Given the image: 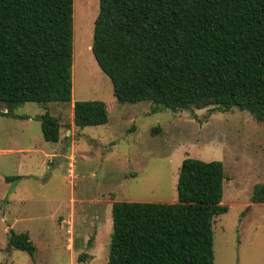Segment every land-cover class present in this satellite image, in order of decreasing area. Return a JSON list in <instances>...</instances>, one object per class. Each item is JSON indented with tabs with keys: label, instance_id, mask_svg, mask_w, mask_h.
<instances>
[{
	"label": "trees",
	"instance_id": "1",
	"mask_svg": "<svg viewBox=\"0 0 264 264\" xmlns=\"http://www.w3.org/2000/svg\"><path fill=\"white\" fill-rule=\"evenodd\" d=\"M92 50L120 102L151 100L153 112L238 107L264 121V0H100ZM73 64L74 0H0V102L9 107L0 114L25 118L11 109L40 103L44 138L58 143L50 103L72 101ZM73 108L78 127L109 121L105 100ZM226 178L222 160L188 156L178 202L113 201L108 264H214L215 217L229 210ZM252 200L264 203V182ZM8 238L34 258L29 231L12 228Z\"/></svg>",
	"mask_w": 264,
	"mask_h": 264
},
{
	"label": "rangeland",
	"instance_id": "2",
	"mask_svg": "<svg viewBox=\"0 0 264 264\" xmlns=\"http://www.w3.org/2000/svg\"><path fill=\"white\" fill-rule=\"evenodd\" d=\"M99 11L100 0H74L73 99L50 103L61 141L44 138L40 103L11 109L25 118L0 114V264H108L113 201L178 202L188 156L225 164L229 210L215 217L214 264H264V203L252 200L264 182V121L238 107L153 112L151 100L120 102L92 50ZM82 99L105 100L109 121L76 126L73 102ZM24 170L35 175L6 179ZM12 228L30 232L34 258L11 249Z\"/></svg>",
	"mask_w": 264,
	"mask_h": 264
},
{
	"label": "crops",
	"instance_id": "3",
	"mask_svg": "<svg viewBox=\"0 0 264 264\" xmlns=\"http://www.w3.org/2000/svg\"><path fill=\"white\" fill-rule=\"evenodd\" d=\"M73 105H74V102H73ZM69 131V130H68ZM70 131H71V129H70ZM69 131V132H70ZM61 141V140H60ZM59 141V142H60ZM46 155L47 156H52V155H57L56 153H46ZM18 175H21V176H23L22 178H21V180L22 179H24L25 177H27V176H30V175H35V172H27V171H25L24 170V172L23 173H19ZM20 180V179H19Z\"/></svg>",
	"mask_w": 264,
	"mask_h": 264
},
{
	"label": "water",
	"instance_id": "4",
	"mask_svg": "<svg viewBox=\"0 0 264 264\" xmlns=\"http://www.w3.org/2000/svg\"><path fill=\"white\" fill-rule=\"evenodd\" d=\"M60 124V123H59ZM66 127L69 128V131H70V125L69 124H64ZM60 127L63 128V125L60 124Z\"/></svg>",
	"mask_w": 264,
	"mask_h": 264
}]
</instances>
